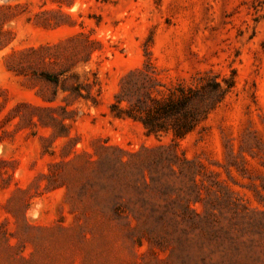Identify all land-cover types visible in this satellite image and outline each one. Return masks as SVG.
Here are the masks:
<instances>
[{
  "label": "rangeland",
  "instance_id": "rangeland-1",
  "mask_svg": "<svg viewBox=\"0 0 264 264\" xmlns=\"http://www.w3.org/2000/svg\"><path fill=\"white\" fill-rule=\"evenodd\" d=\"M0 7L12 37L0 50V264H264V0ZM79 33L99 42L77 68L95 81L96 104L71 105L69 136L55 140L12 118L17 105L41 106L37 94L49 88L9 71L8 56ZM147 62L163 91L204 73H234L235 86L177 143L147 137L110 113L122 79ZM158 145L162 159L151 166L106 170L121 157L137 165Z\"/></svg>",
  "mask_w": 264,
  "mask_h": 264
},
{
  "label": "trees",
  "instance_id": "trees-1",
  "mask_svg": "<svg viewBox=\"0 0 264 264\" xmlns=\"http://www.w3.org/2000/svg\"><path fill=\"white\" fill-rule=\"evenodd\" d=\"M1 14L4 15L3 12ZM11 40V33L0 28V50ZM98 46L99 42L79 33L63 42L10 54V61L7 62L9 71L38 80L49 88L48 92L40 90L37 94L43 102L41 106L17 105L12 111V118L26 119L32 126L51 129L55 140L67 138L68 122L75 119L76 113L69 107L80 102L96 104L92 94L95 81L83 79L77 68L88 63L92 53L99 50ZM152 68L147 62L143 68L130 72L122 79L110 105V113L117 118L140 123L147 137L170 135L174 144L197 129L235 86L234 73L228 78L204 73L194 85L177 84L163 91L160 88L164 86ZM59 97L64 104L55 106ZM20 107H28L32 113L24 115L18 111ZM163 147L144 148L143 151L147 153L141 157L143 160L138 161V166L121 157L114 160L113 166L107 165L106 170H112L113 175L117 176L120 169L131 166L139 168L143 164L151 166L162 159L160 149ZM139 155L136 152L129 153L130 157ZM113 211L117 214L122 212L118 205L113 207Z\"/></svg>",
  "mask_w": 264,
  "mask_h": 264
}]
</instances>
